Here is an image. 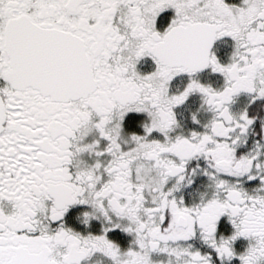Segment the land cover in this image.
I'll use <instances>...</instances> for the list:
<instances>
[{"label": "snow or ice", "instance_id": "1", "mask_svg": "<svg viewBox=\"0 0 264 264\" xmlns=\"http://www.w3.org/2000/svg\"><path fill=\"white\" fill-rule=\"evenodd\" d=\"M0 264H264V0H0Z\"/></svg>", "mask_w": 264, "mask_h": 264}]
</instances>
